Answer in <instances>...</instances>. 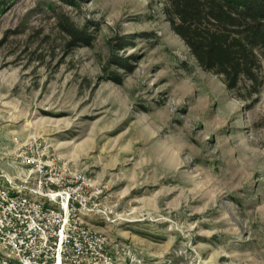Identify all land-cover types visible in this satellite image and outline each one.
Instances as JSON below:
<instances>
[{"label": "rangeland", "instance_id": "obj_1", "mask_svg": "<svg viewBox=\"0 0 264 264\" xmlns=\"http://www.w3.org/2000/svg\"><path fill=\"white\" fill-rule=\"evenodd\" d=\"M162 4L0 0V181L34 186L40 157L82 183L110 264H264V85L245 107ZM64 21L92 44L68 46Z\"/></svg>", "mask_w": 264, "mask_h": 264}, {"label": "trees", "instance_id": "obj_2", "mask_svg": "<svg viewBox=\"0 0 264 264\" xmlns=\"http://www.w3.org/2000/svg\"><path fill=\"white\" fill-rule=\"evenodd\" d=\"M161 12L201 69L218 76L245 107L258 101L264 85V0H163ZM61 26L69 35L68 46L92 44V35L72 22ZM134 38L131 33L116 36L113 44L125 48ZM111 60L125 73L133 70L126 59L113 55ZM108 75L122 82V74Z\"/></svg>", "mask_w": 264, "mask_h": 264}, {"label": "built area", "instance_id": "obj_3", "mask_svg": "<svg viewBox=\"0 0 264 264\" xmlns=\"http://www.w3.org/2000/svg\"><path fill=\"white\" fill-rule=\"evenodd\" d=\"M39 158L34 186L0 181V264H110L104 235L81 217L98 203Z\"/></svg>", "mask_w": 264, "mask_h": 264}]
</instances>
